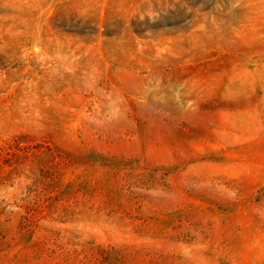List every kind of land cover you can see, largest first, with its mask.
<instances>
[{"label": "rangeland", "instance_id": "374dc122", "mask_svg": "<svg viewBox=\"0 0 264 264\" xmlns=\"http://www.w3.org/2000/svg\"><path fill=\"white\" fill-rule=\"evenodd\" d=\"M0 264H264V0H0Z\"/></svg>", "mask_w": 264, "mask_h": 264}]
</instances>
